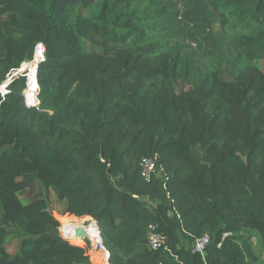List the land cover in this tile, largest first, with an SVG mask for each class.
I'll return each instance as SVG.
<instances>
[{
	"label": "trees",
	"instance_id": "obj_1",
	"mask_svg": "<svg viewBox=\"0 0 264 264\" xmlns=\"http://www.w3.org/2000/svg\"><path fill=\"white\" fill-rule=\"evenodd\" d=\"M23 1L38 18L13 4L4 7L0 83L44 43L46 61L38 70L43 111L25 105V78L11 84L0 105V214L20 240L27 237L11 259L0 222V264H94L86 247L45 241L54 216L65 226L83 221L66 213L99 221L110 264H260L249 239L261 238L264 250V75L251 70L242 77L251 65L239 43L264 42L263 0H242L241 9L228 13L219 0H185L182 16L161 0ZM121 4L137 17L118 20ZM177 17L182 21L175 24ZM214 34L221 45L236 44L219 52L237 75V95L227 105L217 99L215 69L196 52L218 51ZM183 35L200 50H179L182 71L167 73L152 55L155 47L143 40L168 48ZM85 40L100 51H82ZM254 58H264V49ZM145 157L159 159L166 182L142 180L138 163ZM32 176L47 188L46 211L38 202L18 209L16 196ZM146 198L159 201L154 213ZM30 218L42 222L40 237H28ZM151 224L166 237V250L149 248ZM204 236L210 243L203 255L182 239Z\"/></svg>",
	"mask_w": 264,
	"mask_h": 264
},
{
	"label": "rangeland",
	"instance_id": "obj_2",
	"mask_svg": "<svg viewBox=\"0 0 264 264\" xmlns=\"http://www.w3.org/2000/svg\"><path fill=\"white\" fill-rule=\"evenodd\" d=\"M187 1V0H186ZM185 0H161L162 4L168 6L171 8L172 5H176L175 8H171V10L173 11H178L179 15H183V11H185V8H187V2ZM219 8L225 12H231V11H235L238 9H241L244 6V3L242 0H219ZM8 4H13V7L16 9H19L20 11H22L25 15H30L33 16L35 19L38 18L37 13L35 14H30V10L28 9V4L25 5L23 0H0V15H1V19L2 21H4V19L6 20L7 18V14H3L4 13V7ZM261 8L262 11L264 12V0L261 4ZM92 11L95 12V5L91 6L90 8ZM94 14V13H93ZM92 14V15H93ZM115 16L118 20H120L122 23H125L129 20H132L134 18L137 17V14H135V10L131 9L128 7V5L126 4H121L120 6H116L115 7ZM181 18L177 17L175 24L180 23ZM8 32L10 33V31L8 30ZM218 34V33H217ZM217 34H214V40L212 41L213 43L216 44V47H218V51L217 48L215 50H213L212 46L207 48V51H212L210 55L206 54V52H202V51H196L198 52V55L201 57L202 61L205 59L207 60V64L210 68L215 69V75H216V79H217V83L219 84V94H218V101H220L222 104H226L227 105V99L234 98V95H237V89H238V84L237 81L235 80L237 75L235 73H233L232 71L227 70L225 67V62L223 60H221L219 58V52L220 51H224V50H228V49H235L236 44L228 41V42H224V44H220L218 40H215V36H217ZM188 38V37H187ZM132 38L129 39V41H131ZM99 41H104V38H101V40ZM112 41V40H111ZM114 42V41H112ZM32 43V40L28 42V45H30ZM161 44V41H153V40H143V45L151 48L152 46L155 47V49L153 50L152 55H154L156 57V62L167 72V73H174V74H180V72L183 69V60L182 58H180V51L182 48H187L189 50H186L187 52H189L191 49L194 50H200L199 47L196 46V44L193 42H191L189 39H186L185 35H183L180 39H175L172 41V44H170V46L168 48H164V46H160L162 48H158L159 45ZM165 43L163 42V45ZM158 46V47H157ZM220 46V49H219ZM29 47V46H28ZM239 47L242 49V51L245 53L246 57H248L250 60L247 62V64L251 65L250 67H247L246 70L244 71L245 73H243L242 77L247 78L250 73L251 70H255L257 72H260L264 75V58H254V55L259 52L262 51L264 49V42L262 43H258L252 39H248V38H244L240 41L239 43ZM79 48L84 51V52H93V51H100V46H97L93 43H91L88 40H85L80 46ZM204 50V49H203ZM7 50L3 49L0 52V57H3L5 55ZM208 55V56H206ZM33 58V57H32ZM252 59V60H251ZM30 60H32L31 58L26 59L24 62H30ZM22 64H20V66L15 69V71L19 70V73H16L12 78L14 79L16 76H22V75H26L25 73H27L26 68L21 67ZM14 71V72H15ZM13 72V73H14ZM12 73H10V76ZM34 74V72H33ZM32 74V75H33ZM20 79V78H19ZM28 87L26 86V90H24L23 95L24 94H28L30 91H27ZM41 90V89H40ZM40 90L33 92L32 95L33 98L38 97V101L40 102V109L38 112H42L43 109L41 107V100L39 98V94H40ZM1 100V98H0ZM2 103V100L0 102V105ZM24 103L26 105V99L24 96ZM30 109V108H29ZM48 115L50 116L52 114V110H50L49 112H47ZM0 118H3V114L0 115ZM195 152L197 153V155L201 156L202 155V151L200 147L195 148ZM154 159L157 162V174L155 178H162L164 182L167 181V176L164 173V169L158 167V163H159V159L157 157H154ZM201 160L203 163H205L204 161V157L201 156ZM138 165H140V162L138 163ZM32 179H34V182L25 190L19 192V194L16 196V201H19L20 204V211L23 208H31L33 207L35 204L38 203H43L42 207H44L43 209L46 211L48 210L47 206H48V193H47V188L45 186V184L38 178L33 177ZM116 183H118V181L116 180ZM2 185L0 184V187ZM26 191V192H25ZM7 192V191H6ZM146 202L149 204V207L151 209V211H153L155 208L158 206L159 201L155 200V201H150L149 199L146 198ZM238 204L240 206H243V203L238 200ZM24 215H26V212L24 211ZM67 217L72 218L73 220H75L74 222H77V220H83L81 221V223H86L89 224L92 221L97 222V224L99 225V227L102 230L101 224L99 223V221L90 216V215H83V216H77L75 214L72 213H66ZM29 218V217H28ZM54 218L57 220L56 221V225L52 226V230H48L46 232V235L48 236V240L45 241H49L53 238H58L60 240L63 241H67L69 244L73 245V246H78V247H86V251L87 254L89 255V257L91 258L92 262L94 264H108L110 263V261H106V262H102L104 260V255L106 254V252H108L105 248V251H96L93 246L92 243L90 242V240L87 241H82L80 240H73L71 238H68L65 236V234L67 233V228L65 226V223L62 221L61 218L59 217H55ZM29 225H30V234L28 235V237L30 238H37L40 237V233L44 231V227L42 226V222H40L39 220L37 221V219H33L30 218L29 219ZM0 222L4 223L5 226H3V228H1L3 231L2 233H6L7 234V238L9 239L8 243H10V247L12 248V252L14 251L15 254L13 256H11V259L15 258L18 253H19V248H20V242H22L23 239H26L27 237L25 235L22 236V239L20 240L19 238V232L16 231V229H13V223L11 220H6L3 219L1 214H0ZM106 225H109V221L106 220L105 221ZM156 225V224H151L148 227L147 230V238L150 235V228L151 226ZM48 226V221L45 220V227ZM65 226V228H64ZM22 231H24V229H22ZM1 233V232H0ZM65 233V234H64ZM181 237L182 234H179ZM230 235V234H229ZM226 235V236H229ZM2 234H0V238H1ZM164 237V247L162 248V250H166L167 249V244H166V237L163 235ZM146 238V239H147ZM199 237L194 238L192 241H188L187 239H184V245L186 246L187 249L192 250V247L194 246V244H196L197 240ZM250 243L254 249V251L256 252V254L259 256L260 259V264H264V250L261 249L260 243H262L261 238H257L254 237L252 239H249ZM17 241V242H15ZM15 242V243H13ZM102 260V261H101Z\"/></svg>",
	"mask_w": 264,
	"mask_h": 264
},
{
	"label": "built area",
	"instance_id": "obj_3",
	"mask_svg": "<svg viewBox=\"0 0 264 264\" xmlns=\"http://www.w3.org/2000/svg\"><path fill=\"white\" fill-rule=\"evenodd\" d=\"M33 58L30 62L22 63L21 67L26 68L27 73L26 75L16 76L14 79L12 78L16 73H19V70L15 71L12 76L8 77L6 80L0 83V98L2 101L6 100L7 95L9 94V88L11 84L19 79L25 78L26 79V86L28 87L27 91H30L28 94H24L26 99V106L28 108L39 109L40 102L38 101V97L35 96L33 98V92L39 91V83H38V70L39 66L46 61V47L44 43H38L33 52ZM34 72V82H32V74ZM33 85L32 89L30 90V86ZM26 90V88H25ZM157 162L153 157H145L140 162V174L141 178L145 183H151V181L156 177L157 174ZM86 229L92 233L88 234V237L85 241L90 240L92 243L93 248L96 251H105L102 231L97 222L92 221L89 224L83 223ZM79 228H75L72 230V234L75 235V231ZM85 230V229H84ZM151 232L148 236V246L152 251H159L164 247V237L162 234L158 232L159 227L158 225H153L150 228ZM86 231V230H85ZM87 232V231H86ZM210 243V238L204 236L197 240L196 244L192 247L193 253L204 254L206 251L207 246ZM110 264V263H108Z\"/></svg>",
	"mask_w": 264,
	"mask_h": 264
},
{
	"label": "bare ground",
	"instance_id": "obj_4",
	"mask_svg": "<svg viewBox=\"0 0 264 264\" xmlns=\"http://www.w3.org/2000/svg\"><path fill=\"white\" fill-rule=\"evenodd\" d=\"M66 228H67V235H68V238H72V239H75V240H80V239L76 238V237L72 234V230L75 229V228H82V229H85V230L87 231L86 233L91 234V236H93L92 233L89 232V231L86 229V227L84 226V224L81 223V222H78V223H70V224H68V225L66 226Z\"/></svg>",
	"mask_w": 264,
	"mask_h": 264
},
{
	"label": "crops",
	"instance_id": "obj_5",
	"mask_svg": "<svg viewBox=\"0 0 264 264\" xmlns=\"http://www.w3.org/2000/svg\"><path fill=\"white\" fill-rule=\"evenodd\" d=\"M26 192V191H25ZM72 239V238H71ZM8 241H9V239H7V242L5 243V249H6V252L9 254V255H11V256H13L14 254H15V252L13 251L12 252V248L10 247V243H8ZM15 242H17V241H15ZM15 242H13V243H15ZM109 258H110V254H109V252H106V254L104 255V260L102 261L103 263L104 262H106V261H108L109 262Z\"/></svg>",
	"mask_w": 264,
	"mask_h": 264
},
{
	"label": "water",
	"instance_id": "obj_6",
	"mask_svg": "<svg viewBox=\"0 0 264 264\" xmlns=\"http://www.w3.org/2000/svg\"><path fill=\"white\" fill-rule=\"evenodd\" d=\"M76 238L81 239L82 241H85L88 237L86 231L82 228H79L75 231V235Z\"/></svg>",
	"mask_w": 264,
	"mask_h": 264
}]
</instances>
